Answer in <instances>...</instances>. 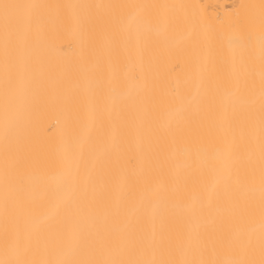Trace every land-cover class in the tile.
Listing matches in <instances>:
<instances>
[{
  "label": "bare ground",
  "instance_id": "6f19581e",
  "mask_svg": "<svg viewBox=\"0 0 264 264\" xmlns=\"http://www.w3.org/2000/svg\"><path fill=\"white\" fill-rule=\"evenodd\" d=\"M0 264H264V0H0Z\"/></svg>",
  "mask_w": 264,
  "mask_h": 264
}]
</instances>
